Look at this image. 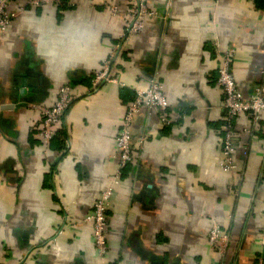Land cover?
Returning <instances> with one entry per match:
<instances>
[{"label": "crops", "instance_id": "0c3cea01", "mask_svg": "<svg viewBox=\"0 0 264 264\" xmlns=\"http://www.w3.org/2000/svg\"><path fill=\"white\" fill-rule=\"evenodd\" d=\"M133 2L26 5L0 36V264H98L88 216L116 172L106 210L110 264L264 260V111L256 124L247 114L233 118L237 169L221 170L226 119L217 85L232 50L239 91L248 98L262 88L264 98V0H147L155 17L122 40ZM110 58L117 82L92 86ZM152 80L171 122L139 110L134 161L119 169L122 116ZM66 84L74 98L45 142L38 107H50ZM213 223L228 234L223 255L208 243Z\"/></svg>", "mask_w": 264, "mask_h": 264}, {"label": "built area", "instance_id": "2783aa9c", "mask_svg": "<svg viewBox=\"0 0 264 264\" xmlns=\"http://www.w3.org/2000/svg\"><path fill=\"white\" fill-rule=\"evenodd\" d=\"M19 0H0V36L4 33L8 24L25 10L26 5L40 6L48 2L58 3L59 0H26L24 4L18 5L15 9L10 8L11 4ZM113 16L117 15V8L109 7ZM155 17V11L148 7L147 0H134L127 18L124 20V31L121 39L128 40L131 36L142 32L148 20ZM234 52L228 50L221 59L217 69V85L223 93V109L225 112V127L221 142V160L219 167L226 172H233L237 165L233 158V143L231 122L234 117L247 114L254 124L259 120L260 113L264 111L263 89L257 88L250 97H244L239 91L235 78L231 73V64ZM110 59L102 63L101 69L95 72L91 79L92 86L103 82L116 83L110 68ZM74 96L69 85H63L58 89L57 98L50 107L39 106L38 110L42 116L39 135L45 142L54 137V126L60 121L62 115L69 107ZM168 107L167 100L163 94L162 86L157 80L150 81L148 87L143 90H135L132 101L127 105L121 120V126L114 141L115 158L119 169H123L134 161L133 148L131 146V125L135 114L141 109L154 108L159 114V119L164 125L171 122L165 111ZM119 182V172L112 177L111 184L100 192L98 198L93 202L88 220L92 222V238L95 247L98 264H110L107 260V219L106 210L114 195V186ZM208 243L218 250L220 255L226 251L228 234L220 230V227L213 223L208 231ZM255 264H264L261 256H257Z\"/></svg>", "mask_w": 264, "mask_h": 264}]
</instances>
